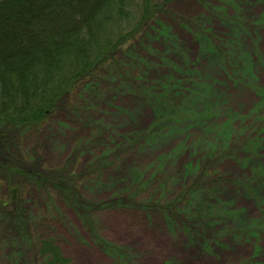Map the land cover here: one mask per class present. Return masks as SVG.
<instances>
[{
	"label": "rangeland",
	"instance_id": "1",
	"mask_svg": "<svg viewBox=\"0 0 264 264\" xmlns=\"http://www.w3.org/2000/svg\"><path fill=\"white\" fill-rule=\"evenodd\" d=\"M158 1L43 126L0 139L21 189L0 264H45V238L68 264H264V0Z\"/></svg>",
	"mask_w": 264,
	"mask_h": 264
},
{
	"label": "trees",
	"instance_id": "2",
	"mask_svg": "<svg viewBox=\"0 0 264 264\" xmlns=\"http://www.w3.org/2000/svg\"><path fill=\"white\" fill-rule=\"evenodd\" d=\"M160 8L158 0H0V139L14 147L20 130L43 126L61 100L74 96L111 54L136 40ZM19 169L0 162V214L7 218L19 201ZM57 175L46 177L54 182ZM58 185L66 190L65 183ZM87 222L94 230V221ZM18 232L23 235L21 228ZM38 253L45 264L70 261L51 238L39 242Z\"/></svg>",
	"mask_w": 264,
	"mask_h": 264
}]
</instances>
